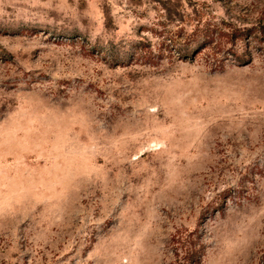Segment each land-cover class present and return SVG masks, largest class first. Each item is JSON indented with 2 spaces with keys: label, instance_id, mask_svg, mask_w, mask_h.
<instances>
[{
  "label": "rangeland",
  "instance_id": "1",
  "mask_svg": "<svg viewBox=\"0 0 264 264\" xmlns=\"http://www.w3.org/2000/svg\"><path fill=\"white\" fill-rule=\"evenodd\" d=\"M164 7L264 26V0H0V264H174L178 235L264 264V43L133 59Z\"/></svg>",
  "mask_w": 264,
  "mask_h": 264
},
{
  "label": "trees",
  "instance_id": "2",
  "mask_svg": "<svg viewBox=\"0 0 264 264\" xmlns=\"http://www.w3.org/2000/svg\"><path fill=\"white\" fill-rule=\"evenodd\" d=\"M163 10L167 13V21L177 22L178 29L170 30L166 25L161 31H157L162 38V47L159 53L153 50L151 44L144 42H138L133 47V59L143 62L145 64H155L158 60L163 59L166 53L169 52L170 56L173 55L179 60L193 59L192 56H197L202 50L216 43L218 46H222L224 43H230L236 46V43L240 40H247L249 44L253 34L259 36L260 42L264 43V26L261 29H245L239 26H235L232 22H223L221 26L215 24L203 23L202 12L198 11L194 14L193 19L185 14L181 15L180 12H171L170 9ZM187 22L196 24V28L191 36L182 40L183 32ZM180 25V26H179ZM181 40L184 44L181 43ZM228 41V42H225ZM199 43V44H198ZM198 44V46H195ZM195 47V48H194ZM233 60L237 63L242 61L241 56L234 55ZM171 251L176 256L174 264H202L204 256H202L200 249L201 245L197 243L192 235L188 238H184L183 235H178L173 238L171 242Z\"/></svg>",
  "mask_w": 264,
  "mask_h": 264
}]
</instances>
